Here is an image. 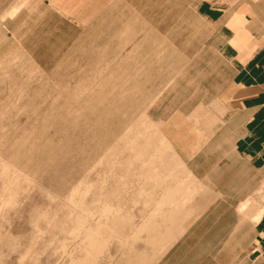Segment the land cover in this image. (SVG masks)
I'll use <instances>...</instances> for the list:
<instances>
[{
	"label": "rangeland",
	"instance_id": "obj_1",
	"mask_svg": "<svg viewBox=\"0 0 264 264\" xmlns=\"http://www.w3.org/2000/svg\"><path fill=\"white\" fill-rule=\"evenodd\" d=\"M262 9L0 0V264H132L133 253L149 264H263L253 242L264 175L238 152L233 29L236 18L260 26L249 22ZM177 184L191 199L155 246ZM97 226L102 246L91 250L86 230Z\"/></svg>",
	"mask_w": 264,
	"mask_h": 264
},
{
	"label": "crops",
	"instance_id": "obj_2",
	"mask_svg": "<svg viewBox=\"0 0 264 264\" xmlns=\"http://www.w3.org/2000/svg\"><path fill=\"white\" fill-rule=\"evenodd\" d=\"M249 24L258 22V27H242L244 19L236 18L235 63H236V98L241 114L242 146L239 154L251 167L264 175V9L253 13ZM256 18V19H255ZM245 127V129H244ZM254 252L257 260L264 264V215L256 226Z\"/></svg>",
	"mask_w": 264,
	"mask_h": 264
},
{
	"label": "bare ground",
	"instance_id": "obj_3",
	"mask_svg": "<svg viewBox=\"0 0 264 264\" xmlns=\"http://www.w3.org/2000/svg\"><path fill=\"white\" fill-rule=\"evenodd\" d=\"M125 134V133H124ZM121 137V136H120ZM166 138V137H165ZM167 144V143H166ZM170 145V144H169ZM146 146V145H145ZM144 147V146H143ZM174 148V147H173ZM172 148V149H173ZM161 149V148H160ZM146 150V149H145ZM162 151V150H161ZM164 151V150H163ZM39 152V151H38ZM51 152V151H50ZM160 151H158V153H159ZM165 156V155H164ZM20 158V157H19ZM166 158V157H165ZM174 159V158H173ZM21 161V160H20ZM173 161V160H172ZM169 162V161H168ZM177 162V161H176ZM18 163V162H17ZM20 163V162H19ZM182 164V163H181ZM183 167V166H182ZM179 169V168H178ZM177 170V169H176ZM158 171V170H157ZM172 171V170H171ZM175 171V170H174ZM173 171V172H174ZM158 175V174H157ZM189 175V174H188ZM179 176V175H178ZM147 177V176H146ZM180 177V176H179ZM173 178V177H172ZM156 180V179H155ZM159 180V179H158ZM160 180H162V179H160ZM185 180V179H184ZM172 181V180H171ZM178 181H180L181 182V180H178ZM177 182V181H176ZM175 182V183H176ZM162 183V182H161ZM179 183V182H178ZM189 183V182H188ZM170 184V183H169ZM183 184V183H182ZM191 184V183H190ZM189 184V185H190ZM179 185H180V183H179ZM189 185H187V186H189ZM171 185H169V186H167V187H170ZM177 186H178V184H177ZM175 187V188H173V186H172V188H167L165 191H166V196L165 197H163L164 198V201H165V203L166 202H175L176 204V206L175 205H173V206H175V207H173V208H171L170 210L168 209V211H169V215H167L166 216V218H164V224L163 225H161L160 227H155V229L153 230V235H152V237H151V243L153 244V243H155V246H156V243L158 242V241H162L163 239H165V238H167L168 240H169V238L170 237H168V236H171L173 233H175V232H173L172 233V231L173 230H175L174 229V226H175V222L177 221V220H179V222H182V221H180V212H181V210L183 209V205L185 206V204H186V202L188 203V198H190L189 196H191V195H187V194H189V193H187V189L186 190H184V188L182 187V186H178V187ZM180 187H182V189L180 188ZM166 188V187H165ZM191 189V188H190ZM161 190H163V189H161ZM200 190V189H199ZM192 192H193V190H192ZM164 193V192H163ZM193 194V193H192ZM195 195V194H194ZM193 197V196H192ZM191 199V198H190ZM162 201H163V199H162ZM164 201H163V203H164ZM190 201V200H189ZM160 203H162V202H160ZM170 203V204H171ZM185 203V204H184ZM159 204V203H158ZM174 204V203H173ZM172 205V204H171ZM171 205H169V207L171 206ZM191 205H193V203L191 204ZM190 206V205H189ZM190 208V207H189ZM104 209V208H103ZM110 209V208H109ZM190 209H192V208H190ZM196 209V208H195ZM189 210V209H188ZM102 211V210H101ZM117 211H119V210H117ZM184 211V210H183ZM191 211V210H190ZM107 212V211H106ZM185 212V211H184ZM193 212V211H192ZM191 212V213H192ZM108 213V212H107ZM119 213V212H118ZM168 213V212H167ZM187 213H190V212H187ZM106 215V214H105ZM112 215V214H111ZM166 215V214H165ZM182 215V214H181ZM185 215L187 216L188 214H186V212H185ZM102 216V215H101ZM186 216H184V217H186ZM178 217H180L179 219H178ZM183 217V218H184ZM106 218V217H105ZM111 218V217H110ZM188 218V217H187ZM186 218V219H187ZM182 219V218H181ZM106 222V221H105ZM104 224V223H103ZM178 224V223H177ZM181 224V223H180ZM78 225V224H77ZM81 225V224H80ZM110 225V224H109ZM112 225V224H111ZM118 225V224H117ZM183 225V224H182ZM101 226V225H100ZM122 226V225H121ZM179 226H181V225H179ZM98 227V226H97ZM176 227H177V225H176ZM184 227V226H183ZM81 228V227H80ZM147 228V227H146ZM179 228V227H178ZM106 229V228H105ZM177 229V228H176ZM180 230L182 229L183 230V228H182V226L179 228ZM179 229H178V231H179ZM109 230V229H108ZM182 230L180 231V233L182 232ZM88 232V233H87ZM101 232V230H100V228L98 227V228H92V229H89V230H86V233L88 234H86V236L88 237V246L90 247V249L92 250V249H94V248H98V246H97V242H98V235H99V233ZM103 232V231H102ZM106 232V231H105ZM108 232V231H107ZM84 233H85V231H84ZM183 233H184V231H183ZM107 234V233H106ZM177 234H179V233H177ZM176 234V235H177ZM182 234V233H181ZM100 235H102V234H100ZM174 237H176V236H174ZM177 238V237H176ZM101 239V238H100ZM87 240V239H86ZM172 240H174V241H176L175 239H173V237H172ZM172 240H170V241H172ZM101 240H99V242L98 243H101L100 242ZM160 241V242H161ZM165 241H167V240H165ZM174 241H172V242H174ZM169 242V241H168ZM104 243V242H103ZM169 243H171V242H169ZM158 244V243H157ZM165 244V243H164ZM154 245V244H153ZM159 245V244H158ZM157 245V246H158ZM172 245V244H171ZM86 246V245H85ZM102 246V245H101ZM101 246L99 247V248H101ZM166 246H168V244H166L165 245V247ZM162 247H164L163 245H162ZM164 247V248H165ZM172 247V246H171ZM175 247V246H174ZM98 248V249H99ZM158 248V247H157ZM160 248V247H159ZM163 248V249H164ZM86 249V248H85ZM154 249V248H153ZM156 249V248H155ZM162 249V248H161ZM161 249H159V250H161ZM101 250V249H100ZM166 250V249H165ZM96 251V250H95ZM102 251V250H101ZM154 251H156V250H154ZM158 251V250H157ZM163 251V250H162ZM129 252V251H128ZM160 252V251H159ZM164 252H167V251H164ZM153 253H155V252H153ZM157 254H159V253H157ZM88 255V254H87ZM135 255V256H134ZM153 255V254H152ZM156 255V254H155ZM155 255H153V256H155ZM163 255V254H162ZM133 256L134 257H131V255H129V257H130V259H129V262L130 263H135V264H145L146 263V261L148 260V258L147 259H145V255H143V254H141V253H136V254H134L133 253ZM153 256H151L152 257V259H153ZM161 256V255H160ZM90 257V256H89ZM151 257L149 258V259H151ZM157 257V256H156ZM151 259V260H152ZM159 259H161V258H159ZM159 259H157L158 261H159ZM154 260V259H153ZM152 260V261H153ZM76 261V260H75ZM128 261V260H127ZM126 261V262H127ZM149 261V260H148ZM156 261V260H155ZM79 262H80V260H79ZM82 262H84V261H82ZM88 262V261H87ZM129 262H127V263H129ZM78 263V262H77ZM149 263H151V262H149ZM148 262L146 263V264H149ZM79 264V263H78ZM91 264V263H90ZM155 264V263H154Z\"/></svg>",
	"mask_w": 264,
	"mask_h": 264
}]
</instances>
